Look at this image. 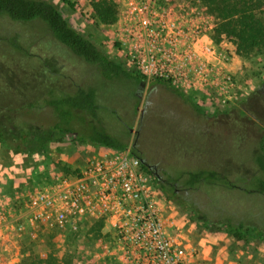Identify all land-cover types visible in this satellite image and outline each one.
<instances>
[{
	"label": "rangeland",
	"instance_id": "374dc122",
	"mask_svg": "<svg viewBox=\"0 0 264 264\" xmlns=\"http://www.w3.org/2000/svg\"><path fill=\"white\" fill-rule=\"evenodd\" d=\"M47 1L55 4L74 28L90 37L113 58L103 35L92 37L91 32L97 29L89 21L83 29L79 27L86 12L95 15L92 0H66L74 8L64 0ZM190 3L207 7L202 0ZM262 15L264 17V10ZM37 56L45 58L50 72L70 75L86 87H97L98 104L101 107L99 116L103 127L127 147L139 144L145 155L157 161L178 188L186 189L188 174L200 170L217 171L235 186L228 188L224 185L201 184L186 193L188 202L180 205L165 204L161 199L170 227L181 234L187 249L196 250L198 264H264V238L249 237L248 241H239L216 228L220 223H243L255 225L264 233V195L255 192L257 183L252 182L262 177L252 156L259 148L264 152V130H255L254 133L248 130L240 136L234 129L224 132L211 127L206 130L208 122L227 123L230 117L205 119L203 112L197 113L194 108L204 110L210 116L225 110L211 108L203 98H193L196 102L194 107L165 88L153 86L155 81L147 80L141 90L131 81L121 80L115 84L97 82L89 66L41 28L16 23L7 17H0L1 98L4 96L7 101H14L12 87H18L19 78L22 83L29 79V74L21 76V68ZM114 59L118 63L122 62L120 57ZM237 65L245 86L252 82L253 92L264 90V49L254 52L247 59L240 57ZM51 117L49 109L42 111L35 119L37 127L34 130L31 116L24 115L20 121L27 128H32L35 134L52 124ZM14 150L0 143V195L11 198L10 219L24 223L23 198L34 181H49L55 174L63 173L67 166L80 169L89 159L110 148L101 145L82 146L69 137L60 142L52 141L45 150L30 159L20 153L15 154ZM8 228L6 226L0 230V264L19 263L23 258V245L28 248L33 240L38 245L43 241V236L51 234L55 235L51 240L52 245L40 247L45 249L41 251L42 254L49 251L60 255L67 244H71L73 254L77 255L76 264H117L115 260L108 257L103 259L100 255L98 237L81 234L74 244L68 243L66 235L48 226H41L33 234L29 228L22 232Z\"/></svg>",
	"mask_w": 264,
	"mask_h": 264
},
{
	"label": "built area",
	"instance_id": "2783aa9c",
	"mask_svg": "<svg viewBox=\"0 0 264 264\" xmlns=\"http://www.w3.org/2000/svg\"><path fill=\"white\" fill-rule=\"evenodd\" d=\"M119 9L113 24L89 21L103 35L108 52L148 81L168 82L187 94L200 95L219 111L241 104L254 91L238 73L235 45L213 39L216 18L207 7L178 0H111ZM110 44V45H109ZM11 198L0 195V230L9 227L31 233L48 226L61 234L88 232L104 221L97 240L100 255L117 264H198L195 249L185 247L161 205L153 177L141 159L110 149L91 159L75 175L55 174L26 190L24 223L10 219ZM10 225L12 226L10 228Z\"/></svg>",
	"mask_w": 264,
	"mask_h": 264
},
{
	"label": "trees",
	"instance_id": "16d2710c",
	"mask_svg": "<svg viewBox=\"0 0 264 264\" xmlns=\"http://www.w3.org/2000/svg\"><path fill=\"white\" fill-rule=\"evenodd\" d=\"M178 1L191 2L193 0ZM202 1L218 21L212 36L217 43L224 40L231 42L236 46L239 56L244 59L249 58L254 52L264 49V17L262 15L264 0ZM64 2L74 8L70 2L66 0ZM92 4L95 18L99 23L113 24L117 21L119 9L113 1L92 0ZM0 17H7L16 23L41 28L57 43L89 66L93 71V78L97 82L105 81L115 84L125 80L133 82L138 87L147 82L145 77L118 63L90 37L74 28L52 2L47 0H0ZM31 60L30 65L27 64L21 68V76L25 77L26 74H29V79L22 83V79L19 78L18 87L11 86L13 91L11 96H15L14 101L9 102L4 96L0 97V143L8 148H14L15 154L20 153L26 159L45 150L52 141L60 142L69 137H73L82 146L101 145L118 150L127 148V145L121 143L102 125L99 116L101 107L98 104L97 87H86L77 83L70 75L64 73L56 75L50 72L47 69L45 58L42 56ZM153 86L165 88L192 106L196 105L193 98H202L197 94L184 93L168 82L155 81ZM262 87H264V82ZM46 109L51 111L53 122L42 131L39 130L33 134L32 128H27V125L20 121L24 115L31 116L34 130L37 127L34 124L35 119ZM194 109L197 113L202 111L205 119L230 117V122L227 123L208 122L206 130H210L211 127L224 132L234 129L238 136L248 130L249 133L251 131L254 133L255 130L260 132L264 130V90L262 89L249 94L239 107L225 110L213 116L204 110L196 109V107ZM15 143H17L16 146ZM132 153L142 159L137 147H132ZM252 160L262 174L261 178L252 181L257 183L255 192L264 195V152L261 148L253 154ZM79 170V168L72 169L67 166L63 169V173L75 175ZM145 170L150 175L152 174L146 167ZM201 184L235 187L225 176L214 170H200L188 174L187 188L195 189ZM158 191L162 196V190ZM104 227V221H97L88 232L68 233L66 234L68 243L74 242L75 244L77 237L81 234L108 238V233L103 235ZM216 228L219 232H227L239 241H248L249 237L264 238L262 230L252 224L220 223ZM54 236V234L43 236V241H40L38 245L36 240H33L29 243L28 248L23 245V258L17 264H76L77 255L73 254L71 244H67L64 252L60 255L49 251L42 254L41 251H45V249L40 247L52 245L51 240Z\"/></svg>",
	"mask_w": 264,
	"mask_h": 264
},
{
	"label": "flooded vegetation",
	"instance_id": "af4514ba",
	"mask_svg": "<svg viewBox=\"0 0 264 264\" xmlns=\"http://www.w3.org/2000/svg\"><path fill=\"white\" fill-rule=\"evenodd\" d=\"M141 84L139 85V90H141ZM133 147H137L140 154L142 155V159L145 160L144 166L152 173L151 176L154 179L157 190H162L163 195L161 199L165 204H176L180 205L182 203L188 202V196L186 193H189L190 190H194L192 188L181 189L177 187L176 182L171 180L170 177H167L160 167L157 161L151 160L143 150L139 144L135 143ZM159 192V191H158ZM174 193V195H173Z\"/></svg>",
	"mask_w": 264,
	"mask_h": 264
},
{
	"label": "water",
	"instance_id": "95a60500",
	"mask_svg": "<svg viewBox=\"0 0 264 264\" xmlns=\"http://www.w3.org/2000/svg\"><path fill=\"white\" fill-rule=\"evenodd\" d=\"M146 86V83H142L141 84V88L145 87ZM144 113V110L142 111V114ZM132 131V130H131ZM141 162L143 163V165L145 164V160L144 159H141Z\"/></svg>",
	"mask_w": 264,
	"mask_h": 264
}]
</instances>
